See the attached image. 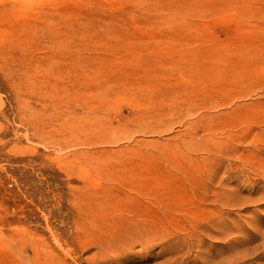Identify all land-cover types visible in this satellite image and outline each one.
Instances as JSON below:
<instances>
[{
	"label": "rangeland",
	"instance_id": "rangeland-1",
	"mask_svg": "<svg viewBox=\"0 0 264 264\" xmlns=\"http://www.w3.org/2000/svg\"><path fill=\"white\" fill-rule=\"evenodd\" d=\"M262 147L264 0H0V264L229 258L233 236L210 260L157 237L199 214L264 225V199L213 201L261 196ZM133 214L159 226L148 249L83 253Z\"/></svg>",
	"mask_w": 264,
	"mask_h": 264
},
{
	"label": "bare ground",
	"instance_id": "bare-ground-1",
	"mask_svg": "<svg viewBox=\"0 0 264 264\" xmlns=\"http://www.w3.org/2000/svg\"><path fill=\"white\" fill-rule=\"evenodd\" d=\"M262 149H264V147H262ZM261 168L264 169V167L262 166L260 167V169ZM217 195L218 193L215 195L216 198H214L213 201L219 202V203L222 202V204L220 203V205H222L223 207H227V206L242 207L245 204L247 206H251L250 204L257 203L260 200L264 199V191H262L261 196L258 198L253 199L252 197L247 196L245 199L244 198L242 199L243 201L241 200L237 201L236 199L230 200V197L228 198V196L227 198H225L224 197L225 195H218V196ZM221 196L223 198H221ZM112 213L113 212H111V214ZM229 215H230V212H229ZM135 217H136V214H133L132 218L131 217L129 218L124 215L119 216L120 218L119 220L121 221V223H117L116 225L112 224L111 229L103 230L104 233L100 232V235L92 234L91 240H89V242L84 241L85 243L82 242L80 244L83 253L88 250L89 244L90 246H93L96 244L95 246L98 249L102 251H107V252L108 250L112 251V248H114V250H117L118 253L119 251L125 252L124 250H128V253H132L133 249L137 245L142 246V248L144 249H148L154 240L153 238L154 237L156 238L157 236L156 234H158L160 231L159 226L157 227L156 224L155 226L151 225L148 221H145L144 219H141V218L137 219ZM192 220L193 222L189 220L190 222L187 223L186 221L185 224L182 226L180 225V227L179 226L177 227L176 225L175 227L177 230L175 232L176 235L168 234L169 238H167V236L157 237L160 239L159 243H161L162 241L164 242V243L162 242L163 246L161 245L162 248L160 249V253H163V254L164 252H167V254L176 253L177 248L175 249L170 246H174V244L178 245V243L181 242L182 240L183 242H185L190 239L192 241H191V244H187L188 247H190V249L192 248L194 249L196 247L199 252H202L201 251L202 247H205V251H206V247H207L206 245L210 240H212L213 237L215 238L218 237L221 240L225 239L227 240V243H229L230 242L229 238H231L230 236L235 237L232 244L238 245V248L233 250L229 254V258L222 257L221 260L219 261L216 260V258L211 259V257H213L212 255L213 251L212 250L210 251L211 249L210 248L208 251H206V255L209 254L207 258L209 260L211 259V261L206 262L205 260H203L204 264H244L249 257H251L252 255H257L259 252L260 245L256 241L258 238L261 239L260 237L264 238V225L259 227L255 223V219L251 216H245L244 219L236 217L233 221L235 226L230 229L228 226L229 219L224 218L225 222L222 228L226 229L225 232H219V230L216 228L218 227L219 222H217L216 220L214 222V220L209 219V215H205V214L204 215H200V214L194 215ZM164 233L165 231L163 232V235ZM55 243L58 248L62 247L61 239L59 237H55ZM39 251L42 252V249L41 250L40 249L38 250L36 248L33 249L32 252L34 256L33 255L31 257L28 256L29 263H33L37 258H40V257L42 258L44 256V255L43 256L41 255L43 252L40 253ZM66 252H70V249L67 250ZM53 253L54 251H51L50 255H52ZM96 256L101 257L102 254L97 251L95 255L92 256L90 259L95 260V258H97ZM103 258L104 257H102L101 259ZM43 259L45 258L43 257ZM166 260L167 261L165 262L163 261L164 262L163 264H167V263L169 264V262L172 263V259H169V260L166 259ZM45 264H48V260L46 261Z\"/></svg>",
	"mask_w": 264,
	"mask_h": 264
}]
</instances>
